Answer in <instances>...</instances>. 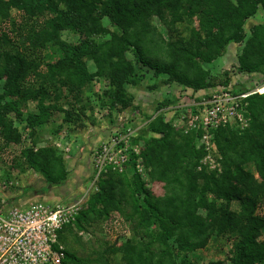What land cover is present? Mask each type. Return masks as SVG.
Listing matches in <instances>:
<instances>
[{"label": "trees", "instance_id": "16d2710c", "mask_svg": "<svg viewBox=\"0 0 264 264\" xmlns=\"http://www.w3.org/2000/svg\"><path fill=\"white\" fill-rule=\"evenodd\" d=\"M263 7L264 0H0V80L5 82L0 91V138L5 146L22 141L6 113L21 116L19 107L29 100L35 102L36 112H27L20 123L32 137L53 112H62L65 121L75 120L74 102L64 109L61 99L71 94L77 100L95 75L108 78L103 105H128L124 84L138 83L140 75L126 52L140 66L195 91L228 84L227 77L217 80L203 66L235 42L241 49L231 68L264 76V22L251 26L248 34L243 28ZM103 17L119 31L103 42L72 43L60 37L63 30L75 33L99 26ZM191 17L197 20L196 28L180 35L177 25ZM48 45L59 50L53 63L45 61ZM86 59L94 62V72ZM173 101L164 99L155 111ZM245 102L247 128L221 126L213 132L220 173L206 171L199 162L208 152L196 146L202 131L182 133L161 113L150 119L148 128L157 136L143 139L140 157L148 178L165 182L164 192L159 195L146 187L133 161L122 172L106 173L97 189L88 192L74 227L58 231L63 264H198L193 252L205 247L213 234L229 240V264H263L264 238H259L264 214L257 209L264 205V93L249 95ZM12 161L40 173L49 185L61 184L69 175L62 154L51 146L22 147ZM232 201L239 203L237 209H231ZM117 213L131 225L133 237L108 244L95 258L76 255L71 246L72 239L79 241L76 232Z\"/></svg>", "mask_w": 264, "mask_h": 264}, {"label": "rangeland", "instance_id": "374dc122", "mask_svg": "<svg viewBox=\"0 0 264 264\" xmlns=\"http://www.w3.org/2000/svg\"><path fill=\"white\" fill-rule=\"evenodd\" d=\"M15 13V10H12ZM152 22L158 25V29L165 33V29L160 25L156 17L152 18ZM264 22V7L259 8L254 15L245 20L243 28L246 34L248 29L257 24ZM99 26L82 27L80 32H71L63 30L60 34L61 39L67 42L78 43L82 40L90 39L94 42H103L110 38L111 33L117 32V27L111 25L107 17H103ZM197 26L195 17L187 18L184 23L178 24V33L182 36H188L190 31ZM119 32V31H118ZM241 46L238 43L230 42L223 49L220 56L211 62L204 64V68L208 69L210 75L217 77V80H224L228 78L229 83H235L232 87L240 90H250L254 85L263 83L264 76L260 72H239L232 69V65H237V55ZM45 61L53 63L60 56L59 50L56 46L48 45L44 50ZM125 56L134 62V66L140 75L138 83H125L124 89L130 97V102L126 106L116 105L109 107L103 105L105 97L103 91L107 89L108 78L106 75H95L94 78L87 84L81 94H77V100L73 99L71 94H67V98L61 99L62 107L64 109L72 108L69 103L74 102V112L77 114L75 120L65 121L62 112H53L50 121L36 128L34 136L29 135V129L24 128L20 123V119L24 118L27 112H36L35 102L27 101L21 103L19 109L22 115L16 111H9L6 116L13 120L15 127L21 133V142L19 144L11 143L5 146L0 138V201L6 200L10 205L16 204L14 199L10 198L15 194L23 196L26 201L34 199L46 201H73L84 195L80 186L86 181V177H73L75 171H91L92 163L90 164L91 148L96 146L99 142L106 138L110 133L115 123L119 122L122 117V122L129 126L135 127L136 140L143 146V139L146 137H156L157 134L151 132L148 128V123L153 115H157L160 103L164 99L174 100L173 103L164 104L161 106L160 112L165 122H170L172 127L180 130L183 133L181 123L174 124V120L178 116L179 110H176L178 104L187 105L191 103V97L182 98V95H189L190 89H183L181 84L168 80L167 76L156 75L154 71L147 66H140L139 62H135L132 53L126 52ZM85 65L90 72L96 70L94 62L90 59L85 60ZM44 69V66H43ZM224 71H228L225 76ZM4 79L0 80V91L4 84ZM221 85V84H217ZM213 87H206L199 89V92H207ZM187 91V93H184ZM195 93V92H194ZM197 93V92H196ZM179 96V98L176 96ZM178 100V101H177ZM183 107V108H184ZM163 108V109H162ZM176 112H175V111ZM170 112V116L168 115ZM168 115V116H167ZM166 116L168 119L165 120ZM126 117V118H125ZM247 125L239 131L249 126V119L245 114ZM58 126V127H57ZM238 130V129H236ZM35 137V138H34ZM33 138L35 139L34 144ZM39 147L51 146L57 152L62 154L64 166L69 175L61 184H46L43 176L30 169L23 168L17 163H13L12 158L18 155L22 147ZM197 146V141H196ZM220 155L215 147L211 148L200 160V164L205 166L206 171L221 172ZM142 163V162H140ZM92 166V167H91ZM139 173L141 178L146 182V187L155 189L157 194H161L165 189V182L151 181L147 175V169L140 165ZM199 168V167H197ZM252 170L253 168L250 167ZM130 171V170H128ZM255 173V172H254ZM76 175V174H75ZM86 197H84L85 199ZM239 203L232 201L231 209H237ZM257 213L264 214V205L257 209ZM76 232V231H75ZM79 241H72L76 255L80 257L95 258L104 252L108 244L116 243L131 239L133 232L131 225L123 220L120 213L113 215L112 219H102L95 221L91 226L84 231L76 232ZM264 238V233L259 239ZM230 242L225 236H215L214 234L209 239L207 245L201 249L193 252L194 258L197 259L198 264H229V250ZM106 257L107 254L103 253ZM262 264V263H261ZM264 264V263H263Z\"/></svg>", "mask_w": 264, "mask_h": 264}, {"label": "built area", "instance_id": "2783aa9c", "mask_svg": "<svg viewBox=\"0 0 264 264\" xmlns=\"http://www.w3.org/2000/svg\"><path fill=\"white\" fill-rule=\"evenodd\" d=\"M234 84L216 85L202 93L190 88L189 95H182L183 99L191 97L194 101L186 103L185 107L178 104L174 124L181 123L183 133L202 131L196 140L197 147L203 146L207 151L214 148L213 132L218 127L239 130L247 125L245 98L264 93V82L246 91L233 89ZM122 120L120 117L106 138L91 148L92 173L81 184L84 195L78 199L55 202L34 199L20 201L18 205L0 201V264H63L65 254L58 241V231L65 225L74 227L88 192L97 189L98 179L109 171L122 172L132 161L137 171L142 165L140 151L143 146L136 140L135 127Z\"/></svg>", "mask_w": 264, "mask_h": 264}, {"label": "crops", "instance_id": "0c3cea01", "mask_svg": "<svg viewBox=\"0 0 264 264\" xmlns=\"http://www.w3.org/2000/svg\"><path fill=\"white\" fill-rule=\"evenodd\" d=\"M183 89H190V88H188V87H182ZM184 93H187V91H184ZM169 116H170V112H169V114H168ZM167 115V116H168ZM166 116V118H165V120L166 119H168V117ZM89 163L91 164V159H90V161H89ZM92 167V166H91ZM74 173V175H73V177H77V176H79V178H78V180L80 179V178H84V177H86V179L91 175V173H92V168H91V171H84V169H82V170H80V171H75V172H73ZM76 174V175H75ZM10 198H12V199H14V201L16 202V204L17 203H19L18 201H26V200H21V199H23V196H21L20 195V193L17 195V194H15L14 196H11ZM10 200V199H9ZM8 200V201H9ZM7 201V204L8 205H10L9 203L10 202H8Z\"/></svg>", "mask_w": 264, "mask_h": 264}]
</instances>
